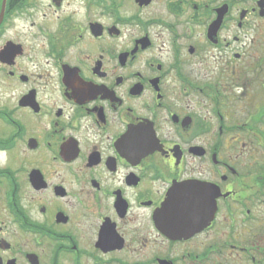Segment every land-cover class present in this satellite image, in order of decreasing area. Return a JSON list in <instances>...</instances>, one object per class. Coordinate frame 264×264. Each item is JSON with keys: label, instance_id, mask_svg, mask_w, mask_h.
Returning <instances> with one entry per match:
<instances>
[{"label": "flooded vegetation", "instance_id": "1", "mask_svg": "<svg viewBox=\"0 0 264 264\" xmlns=\"http://www.w3.org/2000/svg\"><path fill=\"white\" fill-rule=\"evenodd\" d=\"M260 1L0 0V264H264L222 139Z\"/></svg>", "mask_w": 264, "mask_h": 264}, {"label": "rangeland", "instance_id": "2", "mask_svg": "<svg viewBox=\"0 0 264 264\" xmlns=\"http://www.w3.org/2000/svg\"><path fill=\"white\" fill-rule=\"evenodd\" d=\"M244 21L247 22V24L244 28L240 29L238 33L240 37V41L238 42L239 51L245 53L243 59L239 62V65H241L239 70L241 79H238L240 81L235 86L230 87L229 85L225 88L222 98L223 103H225L227 123L240 124V126H234L236 130L235 134L239 137V142L234 143L236 135L234 134L231 136L232 132L226 133L222 139L225 156L238 155L241 159L245 158L248 161L250 159L255 162H260L262 161V156H264V150L261 149L260 145L254 144L251 150V155L253 154V157H250L247 153L248 149L246 150V148L243 147L244 143L242 142H250V140L255 137L253 133L246 135L245 133H241V131L245 128L243 124H250L255 112L259 111L264 105V79L262 75L258 76L254 68L255 62L260 61L262 67L264 65V16L262 17L259 14L248 16ZM251 64H253V70L255 71H248ZM250 175L259 178L263 173L252 171ZM262 198L263 202L259 201L256 207H252L255 227L251 233L254 232L255 242L259 245L258 248H264V197ZM251 237H253L252 234ZM254 255L261 259L260 256L262 254H260L257 248H254ZM247 256L249 255L247 254ZM232 259L236 264H254L250 260L249 262H242L238 255H234ZM225 260H227V258L223 261Z\"/></svg>", "mask_w": 264, "mask_h": 264}, {"label": "trees", "instance_id": "3", "mask_svg": "<svg viewBox=\"0 0 264 264\" xmlns=\"http://www.w3.org/2000/svg\"><path fill=\"white\" fill-rule=\"evenodd\" d=\"M260 124H263V126ZM251 128L258 133L256 135L253 134L255 137L253 138L254 144H259L261 149L264 150V105L259 111L255 112V115H253V125ZM255 168L259 172L263 173L262 176H264V156H262V161L256 163Z\"/></svg>", "mask_w": 264, "mask_h": 264}, {"label": "water", "instance_id": "4", "mask_svg": "<svg viewBox=\"0 0 264 264\" xmlns=\"http://www.w3.org/2000/svg\"><path fill=\"white\" fill-rule=\"evenodd\" d=\"M224 8L220 9L219 10V16H218V20L216 21V25L217 27L220 26L221 22H222V19H223V16H224ZM245 13L242 14V17L244 16ZM262 14H264V12H262ZM216 197V196H215ZM214 197V198H215ZM207 203L209 204V208H215L216 205H215V199H212V198H209L207 197ZM216 209V208H215ZM214 211V210H213Z\"/></svg>", "mask_w": 264, "mask_h": 264}]
</instances>
